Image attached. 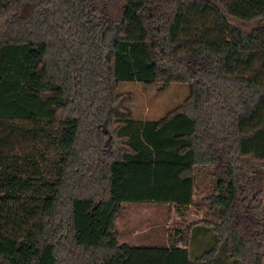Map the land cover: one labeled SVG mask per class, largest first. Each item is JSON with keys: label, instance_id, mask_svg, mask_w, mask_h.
I'll use <instances>...</instances> for the list:
<instances>
[{"label": "trees", "instance_id": "16d2710c", "mask_svg": "<svg viewBox=\"0 0 264 264\" xmlns=\"http://www.w3.org/2000/svg\"><path fill=\"white\" fill-rule=\"evenodd\" d=\"M119 81L188 93L134 119ZM263 182L264 0H0V264H129L139 202L205 205L168 249L264 264Z\"/></svg>", "mask_w": 264, "mask_h": 264}, {"label": "rangeland", "instance_id": "374dc122", "mask_svg": "<svg viewBox=\"0 0 264 264\" xmlns=\"http://www.w3.org/2000/svg\"><path fill=\"white\" fill-rule=\"evenodd\" d=\"M114 90L118 94H123L126 96V100L124 102V105L128 107L131 117L134 119H155L162 115H164L165 112L172 109L176 105L180 104L182 100L186 97L188 93L187 84L183 82H170L166 84L165 86L161 87L159 82H153V83H143L139 81H119L115 87ZM211 182H210V175L209 172L206 170H203L199 176L198 179V188H197V195L194 197V200H198V197L200 194H205L210 189ZM262 188L264 190V182L262 185ZM191 204L189 207L182 208L178 206L179 208H171L167 204H158L157 206H144L146 207V210H152L154 211L156 208V218L157 222L162 221V218L165 217V221L169 220L170 223H166V227L163 225L161 226V235H164V231L167 232V230H170V228H176L179 225H183L184 223L194 221L197 219H200L203 217L205 212V205L203 203L198 204ZM127 209H131L137 206H134L133 204H125ZM124 209V207L122 208ZM121 209V210H122ZM139 209V207H137ZM120 210V211H121ZM119 211V212H120ZM138 211V210H137ZM136 211V212H137ZM127 216V210L122 211ZM185 215L186 217L182 220H177L176 218L178 215ZM118 215V214H117ZM120 215V214H119ZM151 215V216H150ZM147 214L144 218H140V226L143 224H146L151 220L153 215L150 213ZM119 217V216H118ZM124 220L123 214L120 218H118V224H122ZM171 220V221H170ZM150 225V224H148ZM172 228V229H173ZM194 238V237H193ZM120 241V239H118ZM140 242V241H138ZM139 244V243H136ZM183 249V248H182ZM220 250V249H218ZM185 254H187L188 250L183 251ZM218 253L216 252L215 256H213L209 262H213L212 260L216 257H218ZM182 259V257H181ZM180 258H178L177 263L183 264V261H181ZM183 260V259H182ZM217 264H229V261L222 258L221 260L218 259ZM206 264V260L197 262L198 264Z\"/></svg>", "mask_w": 264, "mask_h": 264}, {"label": "crops", "instance_id": "0c3cea01", "mask_svg": "<svg viewBox=\"0 0 264 264\" xmlns=\"http://www.w3.org/2000/svg\"><path fill=\"white\" fill-rule=\"evenodd\" d=\"M127 204H133L134 206L139 207V209H137V207L127 209L124 204V209L118 212V215L116 216V219L114 221V229L117 240L120 239L121 242L130 243L140 247L139 250L133 256L129 264H178L177 260L178 258L181 259V257L183 259V260L181 259V261H183V264H198L197 262L194 261V258L199 254V250L201 249V247L200 246L195 247L194 245L189 246L186 243H179L175 249H168L167 237H166L167 232L164 231V235H161L160 232H161V226L163 225L164 227H166L165 224L170 223L169 220L163 222L165 220V217H163L162 221L157 222V219H155L157 208L154 211L152 210L147 211L146 207H144L146 205L154 207L157 206L158 204H163V203L139 202V203H127ZM167 205H169L171 208H174L173 205L170 204ZM190 205L191 204L180 207L186 208L189 207ZM176 208L179 207L177 206ZM125 210H127V216L124 213H122V211ZM150 213L153 215L151 220L146 224L140 226L139 224L140 218H142L143 216L145 217L147 214L150 215ZM122 214L124 220L122 224L121 223L118 224V218H120ZM177 215H178L176 217L178 218L177 220H182L183 218L186 217L185 215H179V214ZM187 223H184L181 226H184ZM181 226L179 225L176 228H181ZM197 238L201 242H204L207 239L205 235L198 236ZM185 250L186 251L188 250L189 253L187 252V254H185L183 252Z\"/></svg>", "mask_w": 264, "mask_h": 264}]
</instances>
